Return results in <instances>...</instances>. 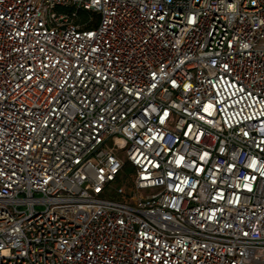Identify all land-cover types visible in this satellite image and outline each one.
<instances>
[{
  "label": "built area",
  "instance_id": "obj_1",
  "mask_svg": "<svg viewBox=\"0 0 264 264\" xmlns=\"http://www.w3.org/2000/svg\"><path fill=\"white\" fill-rule=\"evenodd\" d=\"M0 264H264V0H0Z\"/></svg>",
  "mask_w": 264,
  "mask_h": 264
},
{
  "label": "rangeland",
  "instance_id": "obj_2",
  "mask_svg": "<svg viewBox=\"0 0 264 264\" xmlns=\"http://www.w3.org/2000/svg\"><path fill=\"white\" fill-rule=\"evenodd\" d=\"M134 171V168L131 165H128L126 167V173L130 175ZM114 199H118V196H116Z\"/></svg>",
  "mask_w": 264,
  "mask_h": 264
}]
</instances>
